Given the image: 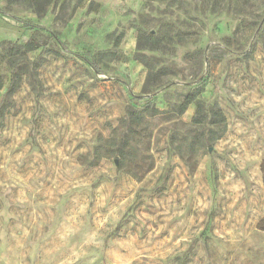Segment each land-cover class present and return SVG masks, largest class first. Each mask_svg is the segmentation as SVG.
<instances>
[{
    "label": "rangeland",
    "instance_id": "374dc122",
    "mask_svg": "<svg viewBox=\"0 0 264 264\" xmlns=\"http://www.w3.org/2000/svg\"><path fill=\"white\" fill-rule=\"evenodd\" d=\"M0 77V264H264V0H0Z\"/></svg>",
    "mask_w": 264,
    "mask_h": 264
},
{
    "label": "trees",
    "instance_id": "16d2710c",
    "mask_svg": "<svg viewBox=\"0 0 264 264\" xmlns=\"http://www.w3.org/2000/svg\"><path fill=\"white\" fill-rule=\"evenodd\" d=\"M25 1H27V3L31 5L39 15L44 14L47 10V7L53 2V0H25ZM65 5H66V2L62 1V4L60 5V9H62ZM47 43H48V40H45L43 43H40L36 39L29 38L28 40H26L25 42L21 44L14 43V44H11L10 46L3 48L2 58H4L7 65L10 66L12 70H14L15 66L19 62L25 59V55L27 51L36 49L42 45L44 46ZM155 43H156V39L151 33H146L145 37H142V35L140 34L137 40L136 49L138 51L143 48L152 49ZM139 53L140 52H137L135 56L143 55ZM145 65H147V67L149 66L148 64H145ZM149 69L150 68H148V72L146 76L147 83L150 81V79L154 80L155 78V72H152V70H149ZM3 86H4V80L0 77V89ZM145 88H146V84H145ZM199 93H200L199 87L189 90L179 106V112L183 113L186 110L187 106L193 103L195 105V110L192 115L193 122L195 123H221L225 121L224 113L221 110V108L218 106V104L210 103V104L205 105L204 100L198 97ZM146 108H145V111H147ZM153 113L154 114L159 113V111L155 110ZM208 115L212 117L208 118Z\"/></svg>",
    "mask_w": 264,
    "mask_h": 264
}]
</instances>
